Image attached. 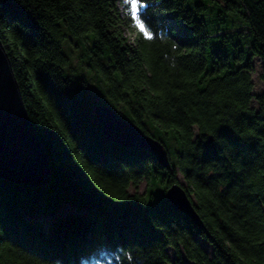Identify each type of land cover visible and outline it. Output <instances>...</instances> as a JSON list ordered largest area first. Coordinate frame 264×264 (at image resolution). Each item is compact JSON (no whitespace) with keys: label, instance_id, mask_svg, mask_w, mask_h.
<instances>
[{"label":"trees","instance_id":"trees-1","mask_svg":"<svg viewBox=\"0 0 264 264\" xmlns=\"http://www.w3.org/2000/svg\"><path fill=\"white\" fill-rule=\"evenodd\" d=\"M122 3L124 16L117 0H0L50 166L41 187L0 178V264H264V0H136L150 39ZM98 103L160 141L169 167L97 129ZM179 177L202 228L165 198ZM142 181L147 195L129 192ZM63 202L77 211L36 219Z\"/></svg>","mask_w":264,"mask_h":264},{"label":"water","instance_id":"water-1","mask_svg":"<svg viewBox=\"0 0 264 264\" xmlns=\"http://www.w3.org/2000/svg\"><path fill=\"white\" fill-rule=\"evenodd\" d=\"M95 124L114 143L149 151L164 167H169L165 146L145 134L134 122L123 119L106 103L93 108ZM211 137L208 141L211 142ZM0 178L11 183L41 187L50 180V166L44 147L27 114L10 59L0 40ZM165 198L175 210L185 213L203 227L185 190L172 183Z\"/></svg>","mask_w":264,"mask_h":264},{"label":"rangeland","instance_id":"rangeland-1","mask_svg":"<svg viewBox=\"0 0 264 264\" xmlns=\"http://www.w3.org/2000/svg\"><path fill=\"white\" fill-rule=\"evenodd\" d=\"M117 1H118V7H119L122 15L124 16L125 12L123 9L122 0H117ZM174 25L175 24L173 23V21H170V26H172L174 29H176ZM126 29H127L126 27H123V32L127 36V38L130 41H132L133 40V33L132 32L130 33ZM76 45H77L76 41L72 40L70 43V47H69V50L72 53L71 57L73 59V66H74V68H77L78 71H80V72L83 71L84 74L88 77L90 84L93 86L94 81H95L93 74L90 73L89 71H87V68H85V64L83 63V61L85 59H82V57L80 55V53H81L80 50H82V49ZM80 60L82 61L81 63H80ZM263 63H264V60L259 59V58H256L254 61V72L252 74V81L254 84V94H258V93L264 91V79L262 78L263 71H264ZM178 181H179V184H181L183 186L185 185V182L183 181L182 178L179 177ZM149 188L150 187H148V184L146 183V181H142L136 188H134L132 185L129 186V192L130 193L138 192L139 194H146L147 195L149 193ZM76 211H77V209L71 203L63 202L58 206V209L54 213L46 214V215H40V216H37L36 219L41 221L44 224V226L46 227L47 223L50 220H52L55 216L62 215L65 213L76 212ZM198 240L200 241L201 239L198 238ZM204 245L207 246L206 244H204ZM169 253L171 254L172 251L169 250Z\"/></svg>","mask_w":264,"mask_h":264},{"label":"snow or ice","instance_id":"snow-or-ice-1","mask_svg":"<svg viewBox=\"0 0 264 264\" xmlns=\"http://www.w3.org/2000/svg\"><path fill=\"white\" fill-rule=\"evenodd\" d=\"M133 4V19L137 21V26L140 29V31L147 37L151 38L150 33L147 31L143 23L139 20V17L137 15V9H138V4L136 3V0H129Z\"/></svg>","mask_w":264,"mask_h":264},{"label":"bare ground","instance_id":"bare-ground-1","mask_svg":"<svg viewBox=\"0 0 264 264\" xmlns=\"http://www.w3.org/2000/svg\"><path fill=\"white\" fill-rule=\"evenodd\" d=\"M174 23V22H173ZM175 26V25H174ZM155 158V157H154ZM156 159V158H155ZM170 204V203H169Z\"/></svg>","mask_w":264,"mask_h":264}]
</instances>
